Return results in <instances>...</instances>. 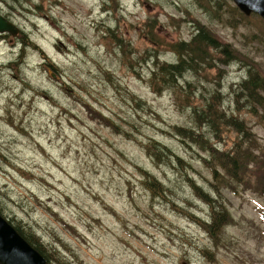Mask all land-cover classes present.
I'll return each instance as SVG.
<instances>
[{
  "label": "rangeland",
  "instance_id": "obj_1",
  "mask_svg": "<svg viewBox=\"0 0 264 264\" xmlns=\"http://www.w3.org/2000/svg\"><path fill=\"white\" fill-rule=\"evenodd\" d=\"M235 7L0 0L19 31L0 33V213L47 264H264V191L210 152L239 141L230 118L264 149V93L242 85L264 79V20ZM199 31L214 43L163 75Z\"/></svg>",
  "mask_w": 264,
  "mask_h": 264
},
{
  "label": "trees",
  "instance_id": "obj_2",
  "mask_svg": "<svg viewBox=\"0 0 264 264\" xmlns=\"http://www.w3.org/2000/svg\"><path fill=\"white\" fill-rule=\"evenodd\" d=\"M235 9L240 13L241 11L235 7ZM204 39L211 41L214 43V40L209 39L204 32H198L196 35L192 37V41L190 44H186L185 42L178 43L175 45V50L178 54L179 59L176 63L166 66L164 70H161L163 72V75L165 74H178L181 71H183L184 66L186 65V62L189 59H192L196 51V44L203 43ZM156 40V39H155ZM195 49V50H194ZM191 54V55H190ZM190 55V57H189ZM187 60L185 61L186 58ZM251 70H249V73ZM243 87L249 91L253 89H257L264 93V79L259 74L250 75L248 80L246 82L242 83ZM256 100V103L264 108V100L261 99ZM213 108H215L213 106ZM214 113H211L209 116L212 117ZM217 119L215 120L216 127L223 123L225 125L229 124V121L227 118H224L222 120V117L220 115H217ZM239 122L236 119L230 118V125H234L237 128V132L241 134L240 139L238 142L235 143L232 150L229 152H218L215 149L211 150V155L214 159H216L220 165V167L224 170V172L230 177L232 180L241 181L242 182V176H244L246 173H248L249 177H255V189L264 191V149H259L260 155L254 153L255 150L251 151L248 149L242 150V143L243 140L252 141V137L250 136L251 133H247V130L241 127V124H238ZM258 151V150H257ZM251 164V167L249 168V165ZM213 173H216V170L213 169ZM248 177V179H249ZM247 180L245 183H248ZM216 191L218 189L214 186ZM218 211L221 213H226V207L225 206H218ZM1 214V213H0ZM228 216L226 220H223L220 218V216L216 213L215 210H212V217L209 216L208 220L205 221L206 223V232L212 237L216 238L217 232L219 233L222 228L226 225V221H228ZM15 229L23 236V238L32 245L38 252H40L47 260L48 257L45 253L44 248L41 247L38 243L32 241L25 233L21 230V228L15 226Z\"/></svg>",
  "mask_w": 264,
  "mask_h": 264
},
{
  "label": "water",
  "instance_id": "obj_3",
  "mask_svg": "<svg viewBox=\"0 0 264 264\" xmlns=\"http://www.w3.org/2000/svg\"><path fill=\"white\" fill-rule=\"evenodd\" d=\"M245 14H258L264 20V0H232ZM16 36L18 28L0 14V33ZM46 258L32 247L0 214V264H46Z\"/></svg>",
  "mask_w": 264,
  "mask_h": 264
},
{
  "label": "bare ground",
  "instance_id": "obj_4",
  "mask_svg": "<svg viewBox=\"0 0 264 264\" xmlns=\"http://www.w3.org/2000/svg\"><path fill=\"white\" fill-rule=\"evenodd\" d=\"M17 28H18V27H17ZM2 33H7V32H2ZM18 33H19V31H18ZM18 33H17V34H18ZM9 34H10V33H9ZM17 34H16V35H17ZM0 37H1V36H0ZM50 60H51V59H50Z\"/></svg>",
  "mask_w": 264,
  "mask_h": 264
}]
</instances>
